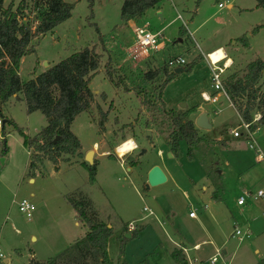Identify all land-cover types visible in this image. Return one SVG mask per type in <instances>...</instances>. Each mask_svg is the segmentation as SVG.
Masks as SVG:
<instances>
[{
	"label": "rangeland",
	"instance_id": "1",
	"mask_svg": "<svg viewBox=\"0 0 264 264\" xmlns=\"http://www.w3.org/2000/svg\"><path fill=\"white\" fill-rule=\"evenodd\" d=\"M64 1L74 5L72 17L53 32L32 41L35 52L22 60L20 76L23 82H28L35 74L44 73L74 53L88 47L97 48L102 56L101 68L90 85L95 101L91 110L78 116L71 126L72 133L80 140L84 151L93 148L95 143L101 147L97 153V181L91 183L89 173L83 167L87 153L80 157L62 155L57 164L60 168L56 171L57 165L53 162L46 159L40 163L33 158L35 147L26 148L22 137L12 125H6L3 137V120L0 118V264H5L4 261H7L6 264H29L35 255L37 261H46L49 256L64 253L67 246L63 239L75 235V231L80 234L88 232L83 225L74 228L75 211L68 202L69 198L78 201L86 194L93 198L95 206L112 214V223L121 227L146 216L148 219L145 223L152 224L147 225V229L154 227L153 230L159 234L155 216L145 212L144 208H151L158 214V219L167 223L165 215L173 218V214H176L174 225H167L165 229L172 227L176 234H180V239L189 249L191 264H264V237L257 240L255 233L244 241L231 237L235 229L233 215L238 221L250 222H258L264 216V198H257L256 195L248 201L247 208L250 210L246 212V216H237L239 195L245 190L256 194L264 189L263 183L255 187L254 191L252 188L255 179L251 176L245 180V189L240 188L242 181H238V175H244L249 170V165L243 164L242 169H238L237 164L247 159L253 161L256 156L248 141L238 139L239 144L231 147L221 146L214 141L202 144L196 148L194 160L188 158L185 143L181 145L182 156L171 158L168 142L173 129L169 112H193L197 105L205 104L200 92L204 86L211 84L212 74L207 53L220 46L228 50L235 47V42L242 47L241 38L247 39L251 35L254 37L249 38L252 50L245 55H236L235 66L226 73V78L234 74L243 76L250 63L256 59L264 60V9L258 7L257 0H165L160 5V12L148 11L139 26L149 24L153 31L165 28L164 35L169 48L144 60L133 58V32L125 29L126 35H121L123 0H95L93 9L88 0ZM228 2L234 4L233 11L227 6L219 8V4ZM19 3L20 0H16L15 5L18 6ZM8 4L9 0H5V5ZM199 8L201 11L197 15ZM239 8L247 10L241 11ZM27 15L29 23L36 25L37 12L34 14L33 11H27ZM179 16L183 19L179 20ZM258 27L261 28L256 31ZM178 56H187L190 64L195 60L197 63L188 73L176 74V70L168 69L175 77L163 89L161 86L166 80L164 68L170 58ZM223 57L225 52L221 49L212 55L214 61ZM108 70L119 86L110 81ZM149 73L157 74L149 80ZM261 89L262 93L264 79ZM140 91L142 95L138 94ZM143 98L151 105L144 104ZM239 102L240 105L245 104ZM220 103L222 106L207 104L212 109V121L216 117L213 109L223 108V112L217 117L218 124L215 121V128L209 134L213 139L219 136L226 139L234 129L243 125L241 115L233 105L234 108L229 106L226 98L222 97ZM2 113L30 137L39 135L48 126L47 118L40 112L27 113L20 94L3 105ZM104 115L107 118L102 126L100 123ZM190 117L193 120V113ZM259 118L260 115L255 114L253 121ZM254 126L262 128L256 139L264 152V126L259 120ZM149 131L151 135L148 134ZM200 131L203 134L207 130ZM129 138H134L137 143L134 153L120 157L113 150L111 157L102 158L99 155ZM4 149L7 150L6 156ZM2 159H5L4 164ZM220 159L221 171L225 175L222 190L219 189L221 179L217 174ZM95 160L94 158V162ZM120 160L126 164H122ZM32 161L36 165L33 172L30 170ZM131 161L136 162L135 167H131ZM226 162L231 164L229 168L225 166ZM156 165L165 174H173V180L161 186L147 188L149 170ZM259 173H264V163L258 168L256 176ZM206 174L216 184L217 192L224 193L223 197L232 214L229 221L219 229V239L211 236L214 233L209 226L208 214L207 217H202V223L189 219L191 211L198 215L205 212L204 206L211 193L210 188H214L207 181ZM204 187H207L206 191ZM24 199L36 206L30 221L19 210V203ZM240 226L242 230H246L245 225ZM33 236H37L38 241H34ZM134 239L138 241L137 237ZM160 239L161 243H157L159 249H152L148 245H153V241L147 245L145 240L141 243L134 242L133 251L136 253L145 245L148 251L152 250L144 258L153 262L159 253L164 254L165 248L170 247L164 233ZM203 241L206 243L195 251L194 244ZM213 243L223 246L217 251ZM224 249L228 250V255L223 254ZM256 249H260L261 253H256ZM185 256L187 259L188 256ZM214 257L218 258L216 263L212 262ZM187 261L189 264V259Z\"/></svg>",
	"mask_w": 264,
	"mask_h": 264
},
{
	"label": "trees",
	"instance_id": "2",
	"mask_svg": "<svg viewBox=\"0 0 264 264\" xmlns=\"http://www.w3.org/2000/svg\"><path fill=\"white\" fill-rule=\"evenodd\" d=\"M165 0H123L121 8V22L127 25L130 21H138L145 17L150 10H159ZM16 0H0V118L2 133L5 136V127L12 125L13 129L22 137L24 146L28 149L35 147L36 158L40 163L49 160L58 164L62 155L81 156V142L72 133L71 126L78 116L89 112L95 101L91 90V83L99 75L102 56L96 47H88L74 53L65 60L49 68L44 73L35 76L28 82H23L20 76L22 60L35 52L32 41L48 33L53 32L58 26L72 17L73 4L64 0H20L18 6ZM93 9L95 0H88ZM258 7L264 9V0H257ZM27 11L37 12V25H31L28 21ZM263 27V26H262ZM261 27H258L256 31ZM255 31V32H256ZM244 45L247 43L244 40ZM197 61H193L186 68L192 71ZM157 73H149L151 80ZM107 75L111 82L119 86L114 80V75L108 70ZM166 80L161 88L173 81L175 74L169 73L164 68ZM264 79V60L257 59L247 66L243 76L230 75L225 80V90L229 101L241 115L245 123H252L255 114L260 115V124L264 126V91L261 93V84ZM258 96V94H260ZM22 95L27 107V113L40 112L48 120V126L42 132L30 137L16 124L3 116L2 107L11 98ZM142 95L140 91L138 93ZM245 102L240 105V102ZM144 104L151 103L143 98ZM240 106H237V105ZM196 111L176 112L170 111L172 119V132L169 135V148L171 154L180 158L182 156L181 145H187V156L195 159V150L202 144H210L211 139L202 134L200 129L191 119V114ZM106 115L101 119L100 125L104 126ZM256 127L254 126L253 129ZM56 143L54 142L56 139ZM221 144V143H220ZM7 150L4 149V156ZM35 160V159H34ZM83 167L88 171L90 182H96L97 161L92 166L83 162ZM131 167L136 162L131 161ZM36 168L35 161L30 163V170ZM59 170V165L55 166ZM218 192L213 194V199H218ZM69 204L75 210L78 218L88 227V234L84 239L74 244L64 253L49 261L31 260L29 264H111L108 256V243L113 236V229L106 223L100 222L94 212L92 202L83 195L78 199H68ZM138 231L132 233L136 238ZM129 241L125 236L121 243V249ZM177 264H188L184 251L175 250L172 254Z\"/></svg>",
	"mask_w": 264,
	"mask_h": 264
},
{
	"label": "crops",
	"instance_id": "3",
	"mask_svg": "<svg viewBox=\"0 0 264 264\" xmlns=\"http://www.w3.org/2000/svg\"><path fill=\"white\" fill-rule=\"evenodd\" d=\"M226 5H227V8L230 11H233L234 10V4L232 2H228ZM239 9L241 11L247 10V9H244V8H239ZM200 11H201L200 8L196 11L197 15H199ZM157 12H160V10H157ZM143 19L144 18H142L141 20H138V21H136V20L135 21H130L129 23H127V25H124L123 23H121V26L123 27V28H121V30H122L121 35H126L125 29H129V30H131L133 32V28L137 24L139 25V23ZM193 20L194 19L192 18L191 19V24H193ZM202 25L199 26L197 28V30L200 27H202ZM162 30L164 31L165 28H163ZM249 38L253 39L254 37H252L251 35H249V37L247 39L246 38H244V39L241 38L242 41H244L246 39L245 41H246L247 45H249V46H247V48L245 47L244 42H243V46L242 47H240L238 45V43L235 42V43H233V45L235 47H230L227 50L226 48H224V46H220L218 48H215V50H213L212 52L221 49V50H223L226 53V55H227V63H228V67H229V70L228 71H230V69H232L235 66V62H236L235 57H236L237 54L245 55V53H247L250 50H252L251 40L249 41ZM239 40H240V38H239ZM167 48H169V45H167V47H166V49L164 51H166ZM212 52L207 53V55L211 54ZM182 57H184L187 60L188 64H190V62L188 61V57L187 56H182ZM40 74H42V73H37V74H35V76H38ZM200 93H201V98H202V94H204V93L213 94V91L211 89V84L208 85V86H204V88H202V90H201ZM207 104H209V103L201 104L199 106L197 105L196 112L193 113V121H194V123L196 124V120L198 119V117L200 115H202L203 113H206L207 116H208L209 122L212 125V129L209 130V131L208 130L207 131H204L203 134H205L212 141L217 142V143H221L220 144L221 146L231 147L234 144H239L238 139L236 140V138H234L232 135L230 137L226 138V139L224 137H220V136L213 139V138H211L209 136L210 132L213 131L214 128H215V125H214L215 121L218 124L217 117L219 116V114H221L223 112V108H221V109L220 108L213 109L214 112L216 110H219L220 113L218 115H215L216 117L214 118V121H212L211 120V114H212L211 113V110L212 109L210 110V108H209V106ZM221 106H222V104H221ZM229 106L232 107V108H234L230 102H229ZM261 130H262V128L260 127V131ZM229 138H231V139H229ZM131 139L134 140V138H131ZM135 143H136V141H135ZM229 143H230V146H229ZM136 145H137V143H136ZM117 147L118 146H114V147L110 148L109 150H104V151L100 152L99 155L102 158L111 157V155H110L111 154V151L114 150L115 151V154H117V152H116V148ZM100 149H101V147L100 146H97V144L95 143L94 146H93V148H90L87 151H84V148H82L81 153L82 154H85V153H88L90 151H93L94 152V158L96 159L95 161L99 162L97 160V153H98V151ZM260 149H261V147H260ZM134 151H136V149ZM134 151L131 152L130 154L134 153ZM169 151H170V149H169ZM261 151L263 152L262 149H261ZM169 153H171V152H169ZM263 155H264V152H263ZM171 158H174V156L172 155ZM117 160H119V159L117 158ZM222 160H223V158H222ZM222 160L220 159V168L217 170V174L219 176V179H221V182H220L221 185L219 186V189L221 188V190H222V187L224 186V183L223 182L225 180L224 171L223 170L221 171ZM121 163L122 164L123 163L126 164L124 161L123 162L121 161ZM263 163H264V160L259 159L257 157V155H256L255 158L253 159V161L251 159H247V160H245V162H241V163L237 164L238 169H242L243 164L249 165L248 166L249 167V170L244 175L243 174L238 175V181H242V182H240V188L246 187L245 186L246 185L245 180H246V178L249 179L248 176H251L253 179H255V181L253 183L254 187L252 188V189H254V191L256 189L255 187H257L258 185H261V184L264 183V173L263 174L259 173V175L256 176L257 175V172H258V168ZM74 165L80 166L78 164H74ZM156 166H158V165H156ZM225 166L229 168L231 166V164L229 162H226L225 163ZM153 167H155V166H152L151 168H153ZM169 169H171V168H169ZM130 170L131 169H129V171ZM164 173H165V171H164ZM165 175L167 176V182L166 183H168L169 181L171 182L173 180V174H170V176L167 175V174H165ZM205 177H206L207 181L209 183H211L210 186L211 187L214 186L213 189L210 188L211 189V193H210V195L208 197L207 203L204 206L205 212H202L199 215L197 213V218H190V216H189V219L190 220H199L198 223H202V217L203 216H206V214H208L209 215L208 220L210 221L209 222V226L213 229L212 230V233H214V234L211 233L212 234L211 236L213 238H215V239H219V229L222 228L227 221H229L230 215H232V214H231V211H230L228 202L223 197L224 193L221 194L222 191H219L218 192L219 194H217L218 195V199L217 200L213 199V196L212 195L215 193V191H217V186H216L215 183L212 182L211 178H209L207 176V174H206ZM96 181H97V179H96ZM31 182H33L32 179H31ZM203 189H204V191H206L207 190V187H204ZM243 189H245V188H243ZM260 190H264V189H260ZM225 191H227V189ZM241 194L239 195V197L241 196ZM85 196H87V198L92 202L93 208H94L93 210H94L95 214H97L99 221L100 222H103V223H106L109 226V228H112L113 229V236L111 237V239L109 240V243H108V256H109V260H110L111 264H177L176 261L173 259L172 254H173V252L175 250H181V249L186 253V254L185 253L184 254L188 256L187 259H189V264H191L190 263L191 261H190V258H189V249L187 248L186 244L182 241V239H180V234H176L174 232L175 231L174 228H172V227H171V229H170V227L167 228V229H165L166 228L165 226H167V225H171V226L174 225V219L176 218V214H173V218H171L170 216L165 215V217L167 218V221H168V223H167V222H165L163 220L161 221L160 219H158L157 216H156L158 214L154 210L152 211L151 208L145 207V208H147L146 211H145V208H144V211L145 212H149L150 215L155 216V220L154 221L158 222L156 224V228H158L160 230L159 234H157L153 230L154 227L151 228V229H147V225H152V224H150L148 222L145 223V221L148 219L146 216H144L142 218H138V220H133V221L127 223V225L121 227L120 225H115L114 223H112V216H113L112 214L105 213L101 209H99L97 206H95V204H94L95 202H94L93 198L89 194H86ZM239 197H238V199H239ZM238 199H237V201H238ZM248 201H247V204L244 207H240V206L238 207V204H236V206L239 208L238 213H237V216L238 215L239 216H243V218H244L246 216V212H249L250 209L247 208ZM243 218H240L239 217V219H243ZM78 219L79 218H78V216H77V214L75 212V224H74V228L77 229V228H79V227H81L83 225V227L85 228V230H86V228L88 229V227L83 222L78 221ZM233 220L235 221V226L236 225L240 226L241 224L242 225H245L246 229H249L252 233H255V235L257 236V238H256L257 240L260 239V238H262V237H264V216L258 222H255V220L254 221H251V222L250 221H240L239 220L240 223H241L240 224L239 221L235 218L234 215H233ZM130 225H134L137 228L136 231H138V236H137V238H138L137 240L138 241H136L132 237V233H130L128 231V227ZM199 226H200V224H199ZM126 229H127V231H126ZM74 233H75V235H72L70 238L63 239L65 241L64 243H66L65 245L67 246V248L65 249V251L67 249H69L70 247H72L77 242H79L82 239H84L86 237V235L88 234V232H83L82 234H80L77 231H75ZM162 233H164L167 236V238L169 240L168 242L170 243V247L169 248H165L164 254L159 253L156 256V259L153 262H150L147 259L145 260V258H144L145 255H147V253H149L153 248L159 249V247L157 246V243L158 242L161 243V239L160 238H161V234ZM233 233H234V231L232 232V234ZM232 234H231V237H232ZM126 235H131V238L129 239L130 242L126 243V245L124 246L123 252H122L121 243H122L123 237L124 236L126 237ZM214 235H216V236H214ZM208 236H210V235H208ZM33 240L34 241H38V237L37 236H33ZM145 240H147V245H148V242L153 241V245H151V246L148 245L149 247H152V249L150 251H148V248H146V246L143 245L140 249H138L139 251H137L135 253L133 251V243L134 242L141 243V242H143ZM204 243H206V241H203L202 243L197 242L196 244H194V246H193L194 247V250L195 251L196 250H199L201 248L202 244H204ZM213 245H214V247H215V249L217 251H219L221 249V247L223 246V244H221V246H218V244H216V243H213ZM50 251H51V249H50ZM222 252H223L224 255H228V250L224 249ZM52 253H54V252H52ZM256 253L260 254L261 253V250L260 249H256ZM55 257H57V256L56 255H54L53 257L52 256H49V258L46 259V261H49L51 259H54ZM31 260L37 261L36 260V255H35V258L32 257ZM4 263H5V261H4Z\"/></svg>",
	"mask_w": 264,
	"mask_h": 264
},
{
	"label": "built area",
	"instance_id": "4",
	"mask_svg": "<svg viewBox=\"0 0 264 264\" xmlns=\"http://www.w3.org/2000/svg\"><path fill=\"white\" fill-rule=\"evenodd\" d=\"M227 5L226 4H219V8L223 9ZM36 14V12H34ZM178 19H182L181 16ZM37 25V21H36ZM35 25V26H36ZM134 34V44L132 48L134 49L133 58H142L144 60H148L152 58L154 55L163 52L167 45L168 41L164 35V31H153L150 28L149 24L139 26L138 24L133 28ZM220 50V49H219ZM219 50L212 52L211 54L207 55V59L211 68V89L213 94L204 93L202 94V99L205 103L214 104L221 106L220 99L222 97L226 98L229 101L228 95L225 90V80H226V73L229 70L228 63H227V55L225 53V57L223 59L214 61L212 55L217 53ZM131 56V55H130ZM187 60L182 57H173L170 58L167 62V68L170 70H177L180 68H186L188 66ZM230 102V101H229ZM231 103V102H230ZM220 113L219 110H216L214 114L218 115ZM257 120H260L257 119ZM257 120L253 121L252 123H245L243 121V125L237 129H234L231 134L236 139H245L248 141L249 147L251 150L255 151L257 157L261 160H264L263 152L261 151L256 136L260 132V128L257 127L253 129L254 125L256 124ZM244 130V131H242ZM256 195L257 198L264 197V190L258 191L256 194L250 191H243L241 196L239 197L237 204L240 207H244L247 204V201ZM19 210L22 214H24L27 220H32L33 214L36 211V206L27 199L22 200L19 203ZM147 208H145V211ZM264 215V214H263ZM190 218H197V214L194 211H191L189 214ZM137 230L134 225H130L128 227V231L133 233ZM252 236V232L249 229L242 230L240 226L236 225L234 229V233L232 237L238 238L240 241H244L245 239H249ZM220 252H218V255ZM0 256H2L0 254ZM218 261L217 257H214L212 262L216 263Z\"/></svg>",
	"mask_w": 264,
	"mask_h": 264
},
{
	"label": "water",
	"instance_id": "5",
	"mask_svg": "<svg viewBox=\"0 0 264 264\" xmlns=\"http://www.w3.org/2000/svg\"><path fill=\"white\" fill-rule=\"evenodd\" d=\"M159 16H161V14ZM188 72H189V69L187 68H180L175 71L176 74H182V73H188ZM196 126L200 129L208 130V131L212 129V125L210 124L206 113H203L202 115L198 117V119L196 120ZM148 134L151 135V132L149 131ZM57 140L58 138L54 142L56 143ZM145 152L146 151H144V153ZM170 156L172 157L171 154ZM85 161L90 166L94 164V152L93 151H90L86 154ZM1 162L2 164H4L5 159H2ZM147 182H148L147 188L161 186L167 182V176L165 175L164 171L159 166H155L150 170L148 177H147ZM126 238L130 239L131 235H126ZM5 263H7V261H5Z\"/></svg>",
	"mask_w": 264,
	"mask_h": 264
},
{
	"label": "clouds",
	"instance_id": "6",
	"mask_svg": "<svg viewBox=\"0 0 264 264\" xmlns=\"http://www.w3.org/2000/svg\"><path fill=\"white\" fill-rule=\"evenodd\" d=\"M136 147H137V145H136L135 141L133 139L129 138L122 145L117 147V150H116L117 155L123 156L126 152H130L131 150H133Z\"/></svg>",
	"mask_w": 264,
	"mask_h": 264
},
{
	"label": "bare ground",
	"instance_id": "7",
	"mask_svg": "<svg viewBox=\"0 0 264 264\" xmlns=\"http://www.w3.org/2000/svg\"><path fill=\"white\" fill-rule=\"evenodd\" d=\"M216 54V53H215ZM214 54V55H215ZM214 60V59H213ZM221 60V59H220ZM230 63V62H229ZM124 143V142H123ZM123 143H121L120 145H122ZM119 145V146H120ZM137 148V147H136ZM136 148H134L133 150H131L130 152H126L123 156H120V157H124V156H126V155H128V154H130L131 152H133ZM116 150H117V148H116ZM117 152V151H116Z\"/></svg>",
	"mask_w": 264,
	"mask_h": 264
}]
</instances>
